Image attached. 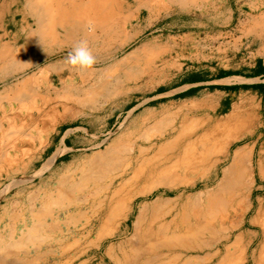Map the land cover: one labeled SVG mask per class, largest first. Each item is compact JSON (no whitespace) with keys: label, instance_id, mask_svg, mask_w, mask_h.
<instances>
[{"label":"rangeland","instance_id":"obj_1","mask_svg":"<svg viewBox=\"0 0 264 264\" xmlns=\"http://www.w3.org/2000/svg\"><path fill=\"white\" fill-rule=\"evenodd\" d=\"M47 1L53 9L65 11V0ZM16 2L2 11L5 15L0 20V42L8 40L1 35L2 29L11 30L16 34L17 45H22L28 34L37 47L43 39L37 32V19L28 10L26 0ZM236 3L246 5L235 11ZM179 4V0L104 2L105 11L122 12L126 19H131L118 32L121 21H114L117 25L112 29L116 31L113 35L118 39L109 43L97 24L102 18H72L63 26L55 18L47 22L44 37L54 36L60 30H76L95 58L92 67L82 69L76 80L51 82L49 107L60 110V116L65 115L66 127L86 128L91 137L82 152L81 164L67 170L61 187L56 184V188L67 198L79 192L80 199L88 195L95 202L99 199L93 209L99 221L118 214L119 221L128 227L112 239L121 241L118 252L130 262H137L141 254L165 249L164 253L185 258L186 264H234L235 261L262 264V234L249 222L258 217V201L264 204V180L257 169L264 162V102L248 99L246 104L235 105L232 112L224 115L220 110L203 111V105L214 106V97L190 100L175 107H170V101L185 97V93L172 95L182 85L179 82L185 80L251 78L259 65L264 71V31L258 26L264 25V0L254 5L249 0H211L210 4L193 0ZM141 16L146 28L144 39H138L135 28ZM178 20H183L184 27L177 26L182 23ZM71 52H58L52 60L59 61ZM228 73L232 75H224ZM256 82L260 84L249 86L257 88L264 84V72ZM160 94L164 97L155 99ZM37 103L45 104L41 100ZM129 108L133 109L131 113ZM150 109L157 111L149 114L146 111ZM60 116L52 115L50 121L57 125ZM222 129L227 135L245 138L229 148L228 158L240 147L253 150L254 172H250L253 175L248 179L253 190L249 199L251 210L238 219L210 223L201 244L188 240L172 242L176 236L187 237L186 230L196 222L193 211L222 188L219 180L227 161L218 164V160L227 149L220 145L205 147L212 131L217 133L215 139L225 137L218 133ZM96 143L100 145L97 147ZM46 168H49L47 164L37 174ZM207 176L211 180H205ZM40 182L36 179L28 185L36 188ZM1 183V188L10 189L26 181L9 179ZM122 202L130 208L121 205ZM67 209L64 208L66 217L78 210ZM236 224L240 230L226 239L231 226ZM196 249L200 251L193 252Z\"/></svg>","mask_w":264,"mask_h":264},{"label":"crops","instance_id":"obj_2","mask_svg":"<svg viewBox=\"0 0 264 264\" xmlns=\"http://www.w3.org/2000/svg\"><path fill=\"white\" fill-rule=\"evenodd\" d=\"M201 1L211 3V0ZM249 2L254 5L258 0ZM15 3L16 0H1L0 20L5 15L2 11ZM244 5L246 3L241 6L236 3L233 10L244 9ZM178 21L182 23L177 26L184 27L183 20ZM142 24L141 16L135 24L138 39H144L142 35H146ZM53 34L44 37L35 47L28 34L23 38L24 43L17 45L16 34L11 30L2 29L1 33L8 40L0 42V264H186L185 258L164 253L165 249L141 254L137 262L126 260L118 252L121 241L112 239L128 227L119 221L118 214L99 221L93 213L99 199L96 202L88 199L90 195L80 199L79 192L67 198L60 188H56V184L61 187L67 170L81 164L82 152L91 137L86 128L66 127L65 115L60 116V110L49 107L51 82L65 78L76 80L83 73L81 68L70 66L67 57L52 60L58 52L73 51L82 42L79 33L60 30ZM263 72L259 65L251 78L211 81L208 77L179 82L182 85L172 95L185 93V97L170 101V107L214 97V106L203 105V111L220 110L225 115L232 112L235 105L246 104L248 99L257 98V102L263 103L264 84L256 88L260 84L256 79ZM253 84L256 85L249 86ZM211 86L218 89L211 90ZM163 97L162 94L155 99ZM38 100L45 104L39 106ZM129 110L128 113L133 111ZM56 114L61 117L57 125L50 121V116ZM98 143L95 144L97 147ZM57 152L60 155L53 159ZM51 160L49 168L37 174ZM9 179L25 180L26 183L10 189L1 188V182ZM36 179L41 181L40 186L28 185ZM121 205L130 208L124 202ZM66 207L69 212L78 209L73 212L77 215L71 213L66 217Z\"/></svg>","mask_w":264,"mask_h":264},{"label":"bare ground","instance_id":"obj_3","mask_svg":"<svg viewBox=\"0 0 264 264\" xmlns=\"http://www.w3.org/2000/svg\"><path fill=\"white\" fill-rule=\"evenodd\" d=\"M106 1L108 0H65L64 1L65 2L64 5L66 7L65 11L60 10V8L53 9L51 6H49L48 1L47 3H45V0H42L40 3H38L36 0H26V3L28 5L27 6L28 10L31 11L32 14L37 19V32H38L39 37L41 38H44V36L46 35L45 28H47L46 27L47 22L50 20H53L54 18H55L54 21H58L61 26L65 25L67 23V20L72 19V18L83 19V20H90V19L96 20V19L102 18L103 20H101L97 24L100 28L104 30L103 31L104 39L106 40L107 43H109L110 41L118 39V37L113 35V33L116 31L112 29H114L115 25H117L116 23H114V21L116 19H119L121 21V23L118 25V28H117V32H118L119 30H121L120 28L122 26H123L122 28H124L129 22H131V19L130 18L126 19L125 18L126 16H124L122 12L119 14H116L112 11L110 12L105 11L103 6H104V2L106 3ZM174 1L176 2L178 0H174ZM179 1H180L179 5H185V3H190V1L193 2V0H179ZM258 26L259 28H261L262 31H264V25L259 24ZM218 133H220L221 135L223 134V136L225 137H223L221 140L219 138L215 139V137L217 136V133L215 131H212V134L208 136L206 139L205 147H214V146L220 145L222 149L223 148L227 149V153L225 151L224 156L218 160V164L225 163L227 161L226 165L222 169L221 177L219 176L220 177L219 183L221 182L222 188L221 190L218 191L216 196L209 198L203 206L196 207V209L193 211V217H194V220H196V222L192 226L188 227V229L186 230L187 234L184 233L187 237L176 236L175 238H172V242L177 241L180 243H184V241L188 240L192 244H196V245H198L199 243L201 244L202 241L200 239L206 234L205 231L208 230L210 223L212 225L216 223L217 221L224 222L225 220H229L230 218L238 219L239 217L245 216V214L251 210L250 209L251 204L249 202V199L253 193V190L251 188V182H248V179L251 175H253L250 172L252 171L254 172L253 150H249L248 148H243V147L238 148L234 150L231 157L228 158L229 148L233 146V144L240 142L244 140L245 138L241 136L236 137L231 134L227 135V131L223 129L218 131ZM211 137L213 138L212 140H211ZM59 155H60L59 152H57L54 155L53 159ZM52 160L49 162L48 166L50 165ZM257 169L259 172L260 179L264 180V173L262 172L264 170V162L259 163L257 166ZM205 180L207 181L211 180V177L207 176ZM246 196L248 199L246 198ZM246 199L249 203L247 207L245 206ZM258 205H259L258 208H260V211H258L257 213L258 217L256 219H252L249 222V225L259 228L262 234L261 240L262 242H264V204L263 202L258 201ZM201 221L203 222V225L201 224ZM227 230H229V228ZM239 230H240V226L238 224L232 225L229 236L226 237V239H230L231 236H233V234H235ZM160 232H163V231H160ZM211 241L213 242V240ZM193 248H195V246ZM194 251H200V250L196 249V250H193V252ZM262 252L264 253V246H263ZM222 260L223 259H221V262ZM263 263H264V257H263ZM234 264H236V261L234 262Z\"/></svg>","mask_w":264,"mask_h":264},{"label":"clouds","instance_id":"obj_4","mask_svg":"<svg viewBox=\"0 0 264 264\" xmlns=\"http://www.w3.org/2000/svg\"><path fill=\"white\" fill-rule=\"evenodd\" d=\"M67 63L72 67H79L81 69L92 67L95 63V58L89 50L86 41H82L71 53H69Z\"/></svg>","mask_w":264,"mask_h":264},{"label":"trees","instance_id":"obj_5","mask_svg":"<svg viewBox=\"0 0 264 264\" xmlns=\"http://www.w3.org/2000/svg\"><path fill=\"white\" fill-rule=\"evenodd\" d=\"M224 75H232V73L224 74Z\"/></svg>","mask_w":264,"mask_h":264}]
</instances>
